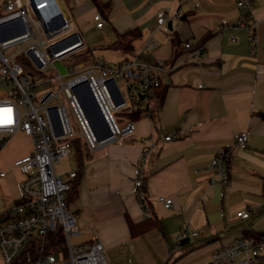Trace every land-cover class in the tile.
Instances as JSON below:
<instances>
[{"label":"crops","instance_id":"crops-1","mask_svg":"<svg viewBox=\"0 0 264 264\" xmlns=\"http://www.w3.org/2000/svg\"><path fill=\"white\" fill-rule=\"evenodd\" d=\"M62 1L72 21L105 31L103 49L119 55L116 63L134 58L166 66L161 106L133 121L130 135L97 150L81 138L71 143V167L57 174L68 179L74 171L79 179L76 193L66 194L76 216L71 243L99 240L107 264H205L213 251L240 237L264 235V0H252L250 13L236 0H98L109 3L105 15L91 0H73L70 10ZM95 12L105 20L100 29L91 19ZM158 12L166 17L161 26ZM126 34L125 43L135 36L128 53L112 46ZM147 42L154 44L149 52L142 50ZM189 52L194 58L184 63ZM10 87L0 78V101ZM241 131L248 133L243 150L234 144ZM3 139L0 212L19 202L23 176L13 162L32 151L31 138L21 131ZM222 149L230 151L228 187L209 184L215 175L208 166ZM140 172L145 208L134 185ZM159 196L170 197L171 206L164 208ZM243 210L247 219L236 215ZM147 218L158 226L131 237L127 220ZM182 227L200 230L198 238L177 245ZM254 264H264V254Z\"/></svg>","mask_w":264,"mask_h":264},{"label":"built area","instance_id":"built-area-1","mask_svg":"<svg viewBox=\"0 0 264 264\" xmlns=\"http://www.w3.org/2000/svg\"><path fill=\"white\" fill-rule=\"evenodd\" d=\"M252 4V0H236L237 7L248 13ZM175 16L179 18L180 14ZM91 19L95 28L100 29L105 24L99 12ZM165 21V14L158 12L157 25L161 26ZM72 24L62 0L0 2V78L11 86L8 98L0 101V109L10 110L11 122L6 121V113L4 122H0V136L6 138L21 131L32 140L31 153L13 162L23 176L19 184L20 200L12 209L0 212V254L4 264H107L104 246L99 240L71 243V237L77 233L76 216L67 209L66 194L75 172L67 173L68 179H65L54 172L52 162L71 153L72 139L81 138L88 149L97 150L130 135L134 123L123 113L142 109L145 116L149 115L161 84L160 74L166 71L161 60L144 62L132 58L108 65L95 58L88 66L77 64L72 71L66 69L62 74L56 63L85 47L81 34L72 30ZM223 24L226 25V21ZM153 46L147 42L142 50L149 52ZM183 47L189 49L190 44L184 43ZM193 58L194 52H189L183 62L188 63ZM22 64H32L35 71H26ZM46 70L60 80L62 98L58 91L47 90L38 97L40 105L35 107L32 101L36 97L31 88L51 86L52 78L40 74ZM65 75L71 78L64 84L61 79ZM118 80L125 83L129 102ZM84 93L92 104L90 111L94 121H90L79 99V94L83 96ZM72 120L77 132L72 129ZM164 140H170V136ZM247 141V131L234 137V144L240 150L247 147ZM3 143L4 139L0 141V147ZM147 153V150L142 153L141 163ZM229 154V150L222 149L211 158L208 169L215 178L209 184L228 187ZM137 177L134 184L137 199L145 208L142 173ZM157 201L164 208L172 204L170 197L159 196ZM236 215L247 219L249 212L243 210ZM58 230L63 235L64 249L50 251L46 237ZM199 234L200 230L182 227L176 236V244L196 239ZM263 254L264 235L240 237L213 251L205 264H233L236 261L254 264Z\"/></svg>","mask_w":264,"mask_h":264},{"label":"rangeland","instance_id":"rangeland-1","mask_svg":"<svg viewBox=\"0 0 264 264\" xmlns=\"http://www.w3.org/2000/svg\"><path fill=\"white\" fill-rule=\"evenodd\" d=\"M5 1V0H0V2ZM64 3L68 10H70L75 4L73 3V0H64ZM72 30L74 32H79L83 38L85 47L81 50L75 51L69 56L63 58L60 62L62 65L66 67L67 70L72 71L74 66L77 64H82L84 66H88L93 60L95 59L94 56L98 55L100 59L104 62L107 63L108 65H112L117 61L116 57H118L113 51L111 50H104L103 47L108 41V38L105 35V31H98L96 29H88L86 30V27L83 24V21H74L72 24ZM121 57V56H120ZM116 61V62H115ZM23 68L26 71H35V68L32 64H22ZM42 76L45 78H52L51 81V86L49 87H35L31 88V92L35 94V99H33V105L35 107H38L39 100L38 97L43 94L47 90H52L53 92L58 91V96L62 98L61 93L59 92L60 88V80L58 78L53 77L52 74H50L49 70L42 71L40 72ZM71 76L65 75L62 77L61 82L64 84L70 80ZM32 81V80H30ZM34 81V80H33ZM37 80H35L36 82ZM118 84L124 94V96L127 98V94L125 91V83L122 80H118ZM128 102L129 99L127 98ZM40 114H43V111H40ZM114 116H116V113H113ZM117 117V116H116ZM72 129L74 132H77V128L74 125L73 120L71 121ZM52 167L53 170L56 174L58 173H64L65 171L69 170L70 166V161L67 156L61 157L57 160H54L52 162Z\"/></svg>","mask_w":264,"mask_h":264},{"label":"trees","instance_id":"trees-1","mask_svg":"<svg viewBox=\"0 0 264 264\" xmlns=\"http://www.w3.org/2000/svg\"><path fill=\"white\" fill-rule=\"evenodd\" d=\"M92 3H94V5L103 13V15H105L104 13V9L105 11H107L109 9V3H102L98 0H91ZM131 34V33H130ZM126 35H122L121 37H119V39L112 44L113 48H120L122 51H124L125 53H128V51L131 49L130 46V40L131 38L134 39L135 36L130 35V40L127 41L126 43L123 42L121 39ZM126 44V46L124 45ZM128 57H125V59H127ZM156 103L150 113L151 116H153V114L156 112V110L161 106V103L163 101L164 98V88L160 87L157 90V96H156ZM122 115V114H120ZM143 115V110L142 109H136V110H131V111H126L123 113V116H125L126 118H128L130 121H136L138 120L141 116ZM75 140H79L78 138L76 139H72L71 143H74ZM78 176L75 173V177L73 179L70 180V189L68 191V193L70 195H74L77 191V186H78ZM67 193V194H68ZM127 225H128V230L130 233L131 237H135L138 236L142 233H145L151 229H154L155 227L158 226V220L156 218H147L143 221H139V222H132L131 220H127ZM263 234H252V235H247V236H243V237H255V238H259L260 236H262ZM63 235L62 233L58 230L54 233L49 234L46 237V242H47V247L50 249V251L53 250H63L64 249V245H63Z\"/></svg>","mask_w":264,"mask_h":264},{"label":"water","instance_id":"water-1","mask_svg":"<svg viewBox=\"0 0 264 264\" xmlns=\"http://www.w3.org/2000/svg\"><path fill=\"white\" fill-rule=\"evenodd\" d=\"M56 67L58 68V70L60 71V73H62V74H65L66 73L65 66L62 65V64H60V62H57L56 63ZM79 99L81 100V103L83 105V108L85 109V111H86V113H87L90 121H94V117H93V115H92V113L90 111L91 109H93L92 108V104H91V102H89V98L87 97V95H85V93H84L83 96L79 94ZM140 99H142V96L140 97ZM104 136H101V138L104 137Z\"/></svg>","mask_w":264,"mask_h":264},{"label":"snow or ice","instance_id":"snow-or-ice-1","mask_svg":"<svg viewBox=\"0 0 264 264\" xmlns=\"http://www.w3.org/2000/svg\"><path fill=\"white\" fill-rule=\"evenodd\" d=\"M6 113L8 114L6 116V121L11 122L10 110H6V109H0V122H4Z\"/></svg>","mask_w":264,"mask_h":264}]
</instances>
